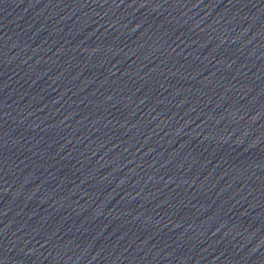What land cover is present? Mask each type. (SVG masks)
Returning <instances> with one entry per match:
<instances>
[{
  "label": "water",
  "instance_id": "1",
  "mask_svg": "<svg viewBox=\"0 0 264 264\" xmlns=\"http://www.w3.org/2000/svg\"><path fill=\"white\" fill-rule=\"evenodd\" d=\"M0 264H264V0H0Z\"/></svg>",
  "mask_w": 264,
  "mask_h": 264
}]
</instances>
